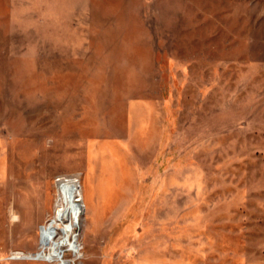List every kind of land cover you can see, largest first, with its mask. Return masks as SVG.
Wrapping results in <instances>:
<instances>
[{
    "label": "rangeland",
    "instance_id": "1",
    "mask_svg": "<svg viewBox=\"0 0 264 264\" xmlns=\"http://www.w3.org/2000/svg\"><path fill=\"white\" fill-rule=\"evenodd\" d=\"M0 264H264V0H0Z\"/></svg>",
    "mask_w": 264,
    "mask_h": 264
},
{
    "label": "bare ground",
    "instance_id": "2",
    "mask_svg": "<svg viewBox=\"0 0 264 264\" xmlns=\"http://www.w3.org/2000/svg\"><path fill=\"white\" fill-rule=\"evenodd\" d=\"M65 185H69V193L71 195L70 199L71 201L68 200V196L60 193V200L62 201V206L63 208H60L59 211H66V215H67V219L70 220L72 222V225L70 226V228L66 227L63 228V233L69 237V243L72 245V247H74V249L72 250L73 253L76 255L77 254V250H78V245H77V241L74 238V228L77 226V223L79 222V214L82 213L83 207L82 205H76L75 203V198L76 195L73 192L74 191V185L72 183V181H69L68 184ZM76 211V213L78 214L75 217V221H74V212ZM49 237H51L50 234H48L45 230L42 231V245H41V250L39 253L33 254L28 258L25 259H33V260H50L49 259V255L53 254L54 250H55V245H48L49 242ZM53 258L51 259L54 263H59L60 262V257L56 254H53Z\"/></svg>",
    "mask_w": 264,
    "mask_h": 264
}]
</instances>
